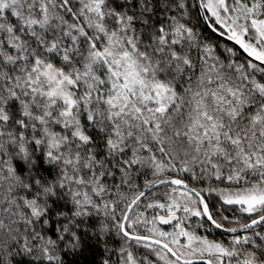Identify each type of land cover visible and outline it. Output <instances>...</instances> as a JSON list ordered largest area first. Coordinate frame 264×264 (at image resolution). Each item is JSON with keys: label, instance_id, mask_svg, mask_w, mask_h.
Masks as SVG:
<instances>
[{"label": "snow or ice", "instance_id": "1", "mask_svg": "<svg viewBox=\"0 0 264 264\" xmlns=\"http://www.w3.org/2000/svg\"><path fill=\"white\" fill-rule=\"evenodd\" d=\"M91 253L264 264V0H0V264Z\"/></svg>", "mask_w": 264, "mask_h": 264}, {"label": "trees", "instance_id": "2", "mask_svg": "<svg viewBox=\"0 0 264 264\" xmlns=\"http://www.w3.org/2000/svg\"><path fill=\"white\" fill-rule=\"evenodd\" d=\"M142 183V181H141ZM161 193L163 192V188H161ZM206 235H208L209 237L215 239V240H224V241H227L230 239V235L229 234H226V233H223L221 231H218V230H215V229H212L210 230L209 232H206ZM110 246H116L118 247L119 246V240H115V242L113 244H111ZM134 249L135 251L137 252L138 255L140 254H143V249H139V248H135L134 246ZM95 259H98V257L94 254V253H91V254H86L85 257H82L80 258V260L78 261V264H92V261Z\"/></svg>", "mask_w": 264, "mask_h": 264}, {"label": "rangeland", "instance_id": "3", "mask_svg": "<svg viewBox=\"0 0 264 264\" xmlns=\"http://www.w3.org/2000/svg\"><path fill=\"white\" fill-rule=\"evenodd\" d=\"M149 215H151V213H149ZM196 219H197V218H193V220H192V226H193V227L196 226ZM164 227L166 228V230H169V231L171 230L168 226H164ZM199 232H200L201 234H203V235H206V232L204 231V229H199ZM207 236H208V235H207ZM208 238H209V239H213V238H211V237H209V236H208Z\"/></svg>", "mask_w": 264, "mask_h": 264}]
</instances>
